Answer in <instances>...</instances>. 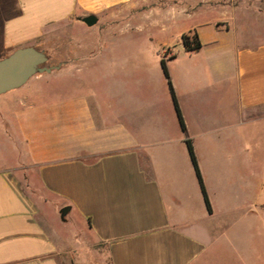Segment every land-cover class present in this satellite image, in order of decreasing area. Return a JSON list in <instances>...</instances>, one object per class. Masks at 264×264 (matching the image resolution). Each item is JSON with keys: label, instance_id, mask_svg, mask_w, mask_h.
<instances>
[{"label": "crops", "instance_id": "0c3cea01", "mask_svg": "<svg viewBox=\"0 0 264 264\" xmlns=\"http://www.w3.org/2000/svg\"><path fill=\"white\" fill-rule=\"evenodd\" d=\"M212 2L0 0V60L68 28L61 69L0 96V264H264V11L227 27Z\"/></svg>", "mask_w": 264, "mask_h": 264}, {"label": "rangeland", "instance_id": "374dc122", "mask_svg": "<svg viewBox=\"0 0 264 264\" xmlns=\"http://www.w3.org/2000/svg\"><path fill=\"white\" fill-rule=\"evenodd\" d=\"M146 1V3H148V5L151 6L150 10L151 11H155L158 10L159 7V0H144ZM162 1H166V0H162ZM264 5V0H213V2L211 3V7L208 5L207 8H203L204 10H210L213 12L214 14V18L215 20L225 24L227 27L230 25L231 21L234 22V25H238L243 22V20L241 19H245L247 18H252L254 17V12L257 11L259 12V10L262 12L264 11V7H261L260 9V5ZM164 5V4H162ZM189 11L190 10H201L200 7L197 8H187ZM157 13V12H156ZM2 21H3V17L0 15V27L2 26ZM236 23V24H235ZM187 28L184 27V25H182V27H177L174 30H171L170 32L166 33V37H167V41H171V42H175V39L177 37V34L179 31L181 30H185ZM249 38H252L253 41H258V40H264V24L262 25H254L252 22H249ZM1 30V29H0ZM74 32H77L78 30L76 28L72 29ZM68 33V28L67 27H63L62 25L57 26L54 30H52L51 32H48L46 34V36L43 38V40H41V44H40V50H43L49 57V61H48V66L49 67H58L60 66L59 70L62 67V62L66 61L67 59L63 56V47L65 46V42L63 41V38L65 35H67ZM155 33H159L157 30L155 31ZM142 39V38H141ZM141 39L139 41H141ZM139 41L130 42V47H139ZM154 44L152 47H157V49H161L160 47V42L158 40L153 41ZM176 44V43H175ZM144 46L143 48L148 47L149 45H142ZM141 47V46H140ZM4 54V52H0V58L1 56ZM11 53H9L8 55H10ZM106 64L108 65L109 63L106 62ZM48 73L45 74H39L35 77H33L23 88H20L14 92H12V94H9L8 96H5L3 99H10L12 95H18L19 93H26V89L31 86L32 84H39L36 82H32L35 78L37 77H42L45 76ZM50 74V73H49ZM32 83V84H31ZM54 83V84H53ZM63 83L61 80H54L52 82L51 88H52V92L49 94H47V97L49 98H54V97H58V96H62L65 93L66 94H73L74 91L73 89H62ZM54 87V88H53ZM102 89V88H101ZM100 89V90H101ZM54 90V91H53ZM102 92V91H101ZM104 92V91H103ZM101 93V94H106V93ZM13 97V96H12ZM2 148L0 146V156H2ZM46 211L47 213H49V215H51V217L54 220V223L57 225L59 231L61 233H63L64 235H70L71 232H73L75 230V227L72 224H64L62 223L56 212L54 211L53 208H51V206H46ZM75 217V216H74ZM221 264V263H218Z\"/></svg>", "mask_w": 264, "mask_h": 264}, {"label": "water", "instance_id": "95a60500", "mask_svg": "<svg viewBox=\"0 0 264 264\" xmlns=\"http://www.w3.org/2000/svg\"><path fill=\"white\" fill-rule=\"evenodd\" d=\"M87 26H94L98 19L89 15L81 19ZM49 57L35 47H23L15 50L0 60V96L25 86L39 74L51 73L60 68L48 66ZM71 210L66 206L61 210V218L65 221Z\"/></svg>", "mask_w": 264, "mask_h": 264}, {"label": "trees", "instance_id": "16d2710c", "mask_svg": "<svg viewBox=\"0 0 264 264\" xmlns=\"http://www.w3.org/2000/svg\"><path fill=\"white\" fill-rule=\"evenodd\" d=\"M181 40H182L183 46L189 52L197 51V50L201 49V47H202V43H201V41L199 39V36H198V34L196 32L190 31L188 33L183 34ZM162 64H163V69H164L166 78L168 80L169 88H170V91H171V94H172V98H173V101H174V104H175V108H176V111H177V114H178V117H179V121L181 123V127H182L183 131L186 132L187 129H186L185 121H184L181 109H180L178 101H177V97H176V94H175V91H174V88H173L172 80L170 78V74H169V71H168V68H167V65H166V61L163 60ZM187 145L189 147L191 159H192L193 165H194V167L196 169L197 177H198L201 189L203 191V194L205 196V200H206L207 206L209 207V210H211V206H210L209 198H208V195H207V192H206V189H205L204 181H203V178H202V175H201V171H200V168H199V165H198V162H197V158H196V155H195V152H194V149H193V146H192V142H191L190 139H187Z\"/></svg>", "mask_w": 264, "mask_h": 264}]
</instances>
